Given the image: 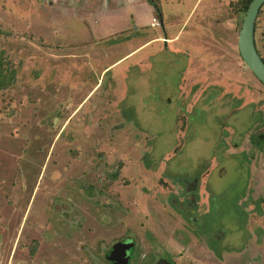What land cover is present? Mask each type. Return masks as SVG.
<instances>
[{"label": "rangeland", "instance_id": "374dc122", "mask_svg": "<svg viewBox=\"0 0 264 264\" xmlns=\"http://www.w3.org/2000/svg\"><path fill=\"white\" fill-rule=\"evenodd\" d=\"M215 1L160 0L154 27L146 0H0L13 61L0 68V264H103L92 247L130 236L151 259L178 239L250 235L246 262L256 246L264 264V85L240 56L233 0ZM256 42L264 57V9ZM190 191L210 200L197 210Z\"/></svg>", "mask_w": 264, "mask_h": 264}, {"label": "flooded vegetation", "instance_id": "af4514ba", "mask_svg": "<svg viewBox=\"0 0 264 264\" xmlns=\"http://www.w3.org/2000/svg\"><path fill=\"white\" fill-rule=\"evenodd\" d=\"M163 41L171 42V40L168 38H163ZM255 42H256V29H255ZM256 47H257V42H256ZM257 50L259 52L258 47H257ZM260 56L264 60V57L261 54ZM220 89L221 88H219L218 90L220 91ZM251 106H252L251 104L243 103L241 106H238L237 109L239 110L244 107H251ZM194 183H196L197 185L199 181H193V187H196ZM190 189H193V188H190ZM190 189L187 188V190H190ZM189 194L190 195H188L187 199L193 200V203L196 197H199L200 202L201 200H205L206 198L210 200V198L208 197V193L206 191H205V194L201 193L203 194L202 196H199L200 194H195V192H192V191H190ZM262 203H263V199H262ZM262 203L260 204L262 205ZM201 204L202 205L194 203V206L197 205L198 207L197 210H200V207L201 209L203 208L204 202ZM99 205H101L100 202H99ZM99 210H102V209L98 208V209H95L89 212L93 213L96 219L102 224L101 221H102L103 216L100 217ZM117 210L118 208L117 209L114 208L113 210L111 208H103V212L105 211L110 212L108 213V216L115 215L116 213H114L113 211L117 212ZM222 233L224 232H221V234ZM249 237L250 239L248 240H244L239 243H232L229 241L226 242V241H220V240L208 241L205 238L197 239L195 236H191L190 243H183V242L181 243L180 240L178 239V251L168 252L170 256H168L166 253L164 254L163 251L161 252L160 250H158L157 252H154L151 259L148 258L149 257L147 256L148 253L143 254L141 253V250H139V252L137 251V248H140L139 247L140 245L137 243L134 236L133 237L130 236V238H125V239L123 238V239L110 240L109 242H107V244H99V245L96 244L95 246L92 247V250L97 251L100 254V258L97 254V259L100 262H103V264H179L178 260L185 262L184 257H183L185 248L183 247V244H192V246L190 245L189 249H186V250H190V257L188 259L190 261V264H247L246 262L247 257H246L245 250H248L249 247H247L245 244H259L255 240L256 239L255 235L254 236L250 235ZM251 239L255 241H252ZM215 244H241V246L239 248L236 247L233 249H226L225 247H222V246H219L216 248ZM154 245H157V244H154ZM152 248H154V246ZM256 248L257 247L255 246L254 248H251L250 250L256 254L255 257L251 255L249 256L251 264H261L262 262V259H261L262 254L260 255L261 258H259L257 256L259 252ZM158 253L160 254V256H158ZM162 255L168 256V257H163ZM176 255H178V259L176 258ZM184 262H181V264H186Z\"/></svg>", "mask_w": 264, "mask_h": 264}, {"label": "water", "instance_id": "95a60500", "mask_svg": "<svg viewBox=\"0 0 264 264\" xmlns=\"http://www.w3.org/2000/svg\"><path fill=\"white\" fill-rule=\"evenodd\" d=\"M263 5L264 0L251 2L241 25L238 50L246 67L264 85V60L260 56L255 42L256 22Z\"/></svg>", "mask_w": 264, "mask_h": 264}, {"label": "trees", "instance_id": "16d2710c", "mask_svg": "<svg viewBox=\"0 0 264 264\" xmlns=\"http://www.w3.org/2000/svg\"><path fill=\"white\" fill-rule=\"evenodd\" d=\"M252 1L253 0H233L230 3L231 10L235 13V15L239 16L241 21H242L246 15V12H247ZM146 2L149 5H151L154 15L156 17H158L159 19H162V10L160 7V0H146ZM263 9H264V5L261 8L258 17L262 14ZM3 56L4 55L1 53L0 57H2V59H0V68L3 70V71H1L3 73V75H7V73L4 71L9 70L13 61L12 60L8 61L5 59V57L3 60ZM4 67L6 69H4ZM8 81H10L8 78H1V80H0V89L6 90V92L8 93L7 95L10 94L9 91L11 90V84H8ZM120 171H121V168H119V170L115 171V173H113L112 175H106V179L103 177V175H102L103 173H101L99 180H101V182H103L105 185L108 186V183L111 182L110 177H112L114 180H117L118 176L120 174ZM88 188H90V187H88Z\"/></svg>", "mask_w": 264, "mask_h": 264}, {"label": "built area", "instance_id": "2783aa9c", "mask_svg": "<svg viewBox=\"0 0 264 264\" xmlns=\"http://www.w3.org/2000/svg\"><path fill=\"white\" fill-rule=\"evenodd\" d=\"M151 25L154 27L159 26V25H161V22L158 20V18L155 17V18H153Z\"/></svg>", "mask_w": 264, "mask_h": 264}, {"label": "crops", "instance_id": "0c3cea01", "mask_svg": "<svg viewBox=\"0 0 264 264\" xmlns=\"http://www.w3.org/2000/svg\"><path fill=\"white\" fill-rule=\"evenodd\" d=\"M213 2H216L215 0H213ZM150 9H151V7H150ZM152 11V10H151ZM151 15H152V12H151ZM151 23V22H150ZM159 39H162L163 40V38L162 37H159ZM153 40H155V38L154 39H152L151 41H153ZM151 41H149V42H151ZM142 48H144V46H141L140 48L138 47L137 49H135L134 51H132L133 52V54H134V52L135 51H139L140 49H142ZM131 52V53H132ZM140 52V51H139ZM203 65V64H202ZM107 69V68H106ZM185 80V79H184ZM256 103V102H255ZM257 104V103H256Z\"/></svg>", "mask_w": 264, "mask_h": 264}, {"label": "clouds", "instance_id": "9594fccd", "mask_svg": "<svg viewBox=\"0 0 264 264\" xmlns=\"http://www.w3.org/2000/svg\"><path fill=\"white\" fill-rule=\"evenodd\" d=\"M157 18V17H156Z\"/></svg>", "mask_w": 264, "mask_h": 264}]
</instances>
